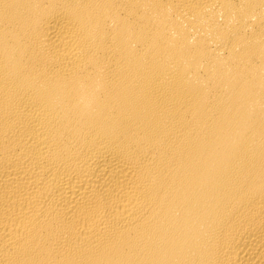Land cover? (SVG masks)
Here are the masks:
<instances>
[{"label":"bare ground","instance_id":"obj_1","mask_svg":"<svg viewBox=\"0 0 264 264\" xmlns=\"http://www.w3.org/2000/svg\"><path fill=\"white\" fill-rule=\"evenodd\" d=\"M0 264H264V0H0Z\"/></svg>","mask_w":264,"mask_h":264}]
</instances>
